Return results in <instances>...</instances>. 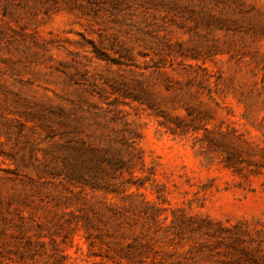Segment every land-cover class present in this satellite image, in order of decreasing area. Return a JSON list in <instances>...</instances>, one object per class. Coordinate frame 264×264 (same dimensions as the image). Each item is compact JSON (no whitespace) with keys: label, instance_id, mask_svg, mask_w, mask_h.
Here are the masks:
<instances>
[{"label":"rangeland","instance_id":"1","mask_svg":"<svg viewBox=\"0 0 264 264\" xmlns=\"http://www.w3.org/2000/svg\"><path fill=\"white\" fill-rule=\"evenodd\" d=\"M0 264H264V0H0Z\"/></svg>","mask_w":264,"mask_h":264}]
</instances>
